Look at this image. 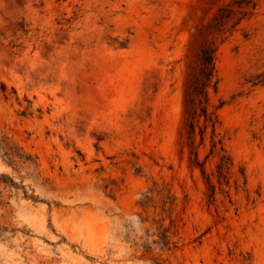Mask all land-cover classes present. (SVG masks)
<instances>
[{
	"label": "rangeland",
	"instance_id": "1",
	"mask_svg": "<svg viewBox=\"0 0 264 264\" xmlns=\"http://www.w3.org/2000/svg\"><path fill=\"white\" fill-rule=\"evenodd\" d=\"M228 1L0 0V264H264V0L217 51L222 184L186 135Z\"/></svg>",
	"mask_w": 264,
	"mask_h": 264
},
{
	"label": "trees",
	"instance_id": "2",
	"mask_svg": "<svg viewBox=\"0 0 264 264\" xmlns=\"http://www.w3.org/2000/svg\"><path fill=\"white\" fill-rule=\"evenodd\" d=\"M260 2L261 0H229L217 9L212 19L202 30V32L211 38H207L202 43L196 67L187 84V142L192 148L191 154L195 155L196 164L202 166L203 173L210 179V176L206 173L205 164H202L199 160L200 152L198 150L199 146H205L208 133L210 132L211 148L207 160L212 156L218 158L216 173L220 184L231 173L234 167V160L228 153L224 139L218 132L219 115L217 111L211 110L210 90H217L219 86L216 69L217 51L221 43L225 42L238 31L239 26L244 20L250 19L256 13ZM244 37L246 40H252L257 37V33L253 36L251 34H244ZM263 54L264 47L257 45L255 56L260 57ZM245 83L250 84L252 87L264 85V70L258 72L253 77L245 78ZM4 91H6L5 86ZM198 137H200L201 141L199 145H196ZM0 146L2 149H6L4 145L0 144ZM26 159L31 160V157L27 156ZM242 176L247 181L245 172H242ZM0 184L18 188L15 180L3 173H0ZM25 195L34 198L28 192H25ZM3 204L4 201L0 193V206ZM6 230L7 228L0 225V236Z\"/></svg>",
	"mask_w": 264,
	"mask_h": 264
}]
</instances>
